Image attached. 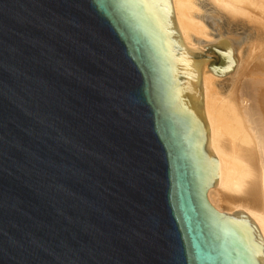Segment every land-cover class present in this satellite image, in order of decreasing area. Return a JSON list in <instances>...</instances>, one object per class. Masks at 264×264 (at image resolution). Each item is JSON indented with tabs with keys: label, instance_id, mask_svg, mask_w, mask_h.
<instances>
[{
	"label": "water",
	"instance_id": "1",
	"mask_svg": "<svg viewBox=\"0 0 264 264\" xmlns=\"http://www.w3.org/2000/svg\"><path fill=\"white\" fill-rule=\"evenodd\" d=\"M170 0H0V264H264L209 203L201 71Z\"/></svg>",
	"mask_w": 264,
	"mask_h": 264
},
{
	"label": "bare ground",
	"instance_id": "2",
	"mask_svg": "<svg viewBox=\"0 0 264 264\" xmlns=\"http://www.w3.org/2000/svg\"><path fill=\"white\" fill-rule=\"evenodd\" d=\"M200 1L217 16L214 25L221 36L231 37L221 30V19L252 29L245 42L247 57V46L241 44L231 71L216 75L204 72L207 64L202 68L204 149H213L217 157V182L209 189V203L222 215L245 212L264 244V0H170L175 27L189 49H202L215 38ZM252 56L256 71L249 68Z\"/></svg>",
	"mask_w": 264,
	"mask_h": 264
},
{
	"label": "rangeland",
	"instance_id": "3",
	"mask_svg": "<svg viewBox=\"0 0 264 264\" xmlns=\"http://www.w3.org/2000/svg\"><path fill=\"white\" fill-rule=\"evenodd\" d=\"M200 3H201V6H202V8H203V15H204V17H205V20L207 21V23H211V27H212V32H213V34H214V36H216V34H218V30H216V26L214 25L215 23V21H219L218 20V18H217V16H215L209 9H208V6H206L205 4L203 5V3H202V1H200ZM211 18V19H210ZM209 21V22H208ZM221 22H224L223 24H222V31L224 32V35L225 34H229L230 36H232V35H234V36H236V37H238L239 38V40H240V44H239V46H241V44L242 45H244V46H242V47H246L247 45H248V43H246V45H245V42H246V40L247 39H249L250 37H251V31H252V29H251V27H249V26H244V27H242V28H240V26H237L236 24H229V23H227L226 22V20L225 19H221ZM234 25V26H233ZM214 27V28H213ZM221 28V27H220ZM227 28V29H226ZM232 28V29H231ZM240 28V29H239ZM231 29V30H230ZM227 30H229V33H228V31ZM216 31V32H215ZM256 32V31H255ZM226 35V36H227ZM257 37H258V39H261V36H259L258 34H257ZM247 48V49H246ZM246 48H244V55L247 57V53H248V46L246 47ZM253 60H252V59ZM251 58H249V62L250 61H253V62H250V66H249V68H250V70L251 71H256V68H258V66H257V60L255 59V58H253V56L251 57ZM255 62V63H254ZM255 65V66H254ZM252 67H253V69H252ZM262 75V74H261ZM261 75L259 76H257V75H254V76H256V77H260L261 78ZM262 78H264V75L262 76Z\"/></svg>",
	"mask_w": 264,
	"mask_h": 264
}]
</instances>
